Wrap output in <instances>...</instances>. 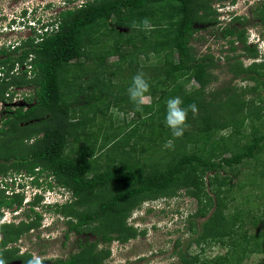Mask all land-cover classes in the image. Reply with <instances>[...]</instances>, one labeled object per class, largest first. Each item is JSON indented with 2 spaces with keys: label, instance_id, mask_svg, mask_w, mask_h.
Instances as JSON below:
<instances>
[{
  "label": "trees",
  "instance_id": "trees-1",
  "mask_svg": "<svg viewBox=\"0 0 264 264\" xmlns=\"http://www.w3.org/2000/svg\"><path fill=\"white\" fill-rule=\"evenodd\" d=\"M212 2L88 0L59 12L58 28L45 35L40 43L29 38L19 58L5 49L0 50V54H7L0 59V72H3L0 100L6 104L0 124V184L7 178L22 176L25 171L30 181L20 184L21 188L43 185L53 189L59 185L68 189L72 199L53 208L68 225L66 238L72 232L95 235L91 241L81 243L79 240L76 252L65 258L56 257L53 262L45 258L44 264H108L105 260L111 253L113 241L125 243L146 233L128 223L133 209L145 201L179 196L181 190L202 204L192 217L210 214L203 222V234L195 241L199 244L202 240L219 241L230 246L227 254L219 256L214 263L199 264H242L250 252H264V232L249 233L243 229L245 221L241 220V215L230 217L226 212L230 201L227 192L233 186L231 178L240 174L238 167L253 160L256 162L254 171L264 176V168L256 166L262 163L264 131L256 126L249 135L245 132L252 114L261 115V104L243 99L234 86L210 88L218 78L215 69L219 64L212 52L198 53L192 41L198 25L218 21L219 13ZM258 4L256 2L254 7H259ZM261 7L258 11L264 22V5ZM248 19V15H236L230 24L217 26L223 31L222 38L231 44L232 52L241 49L254 60L245 66L242 54L228 56L235 60L229 64L234 79H257L264 71V58L258 60L261 57L257 44L248 42ZM144 20L148 21L147 27ZM238 41L242 43L241 48L235 44ZM99 47L106 48L101 57L93 53V49ZM31 53L35 54L33 78L26 79L24 71L21 75L11 74L16 60L23 61ZM113 55L118 56L119 63L134 65L137 62L143 68L152 67L150 89L145 94L151 100L144 103L141 110L134 104L123 106L118 100L110 101L107 106L123 116L115 123L106 120V117L112 120L113 112L98 115L106 124L96 129L93 124L97 114L90 116L89 113L99 109L98 100H104L99 87L103 89L106 85L100 79L94 82L95 74L104 70L106 57ZM151 55L155 58L153 65L147 62ZM83 56L85 62L81 60ZM112 68L115 69L113 65ZM74 69L77 71L72 73ZM120 69L125 71L126 67ZM63 73L68 74L66 88ZM106 73L100 75L108 81ZM21 83H35L34 94L24 97L23 104L14 106L12 87ZM89 90L94 101L78 108L73 106V102H81L80 96ZM112 96L115 98L116 93ZM172 97H180L182 107L193 103L198 107L195 116L189 111L187 126L180 138L174 137L164 123L166 101ZM130 114L134 116L129 120ZM229 127L232 132L219 135ZM104 135L108 142L102 140ZM151 136L157 139H154L155 144L162 145L160 151L164 153L156 162L153 158L157 154L143 151L145 155H137L138 145L153 144ZM88 137L100 146L97 152L85 156L71 148L73 145L79 148ZM122 139L126 142L123 146ZM226 167L233 172L232 177L228 172L220 177L221 169ZM208 172L212 174L206 180ZM4 185L0 187V219L4 208L19 209L25 198L24 191L16 192L8 183ZM8 187L12 189L6 193ZM206 187H212L215 195L209 192L204 195ZM222 193H225L223 197ZM41 200V195L35 196L30 203L31 216L28 211L25 213L32 220L24 218L0 225V249L8 248L0 258L6 264L15 259L26 264L31 258L33 252L28 249L21 252L20 247L13 244L41 226L42 216L34 208ZM190 222L193 225L191 219ZM179 255L180 264L198 261V257L188 251ZM258 264H264V258Z\"/></svg>",
  "mask_w": 264,
  "mask_h": 264
},
{
  "label": "rangeland",
  "instance_id": "rangeland-1",
  "mask_svg": "<svg viewBox=\"0 0 264 264\" xmlns=\"http://www.w3.org/2000/svg\"><path fill=\"white\" fill-rule=\"evenodd\" d=\"M48 1L57 3L60 0ZM256 2H259V7L257 8L256 6L254 7ZM9 3H12V0H0V11L5 10L6 7L9 6ZM212 4L217 7L220 16L219 21L222 23H203L198 25L197 27L199 30L196 32L192 41L198 53L207 54L208 52H212L215 54V59L219 64V67L215 69L218 78L211 84L210 88H225L229 85L234 86L237 88L236 92L244 97L243 99H252L254 102L261 104V115L252 114L253 117L247 120L245 132L249 135L254 129H256V126L259 127L260 130L262 129L264 131V71H261V74H258L257 79H244L240 77L234 79L235 76L233 71H231L229 64L235 60H233L234 57H232V59L227 58L228 56L231 57L234 53L235 55L237 53L242 54L241 59L243 60L245 66L251 64L254 60L246 55L248 53L244 54L241 49L232 52L231 44L228 43V39L222 38L223 31L216 27L221 26V24L227 25L231 20V14L234 12L241 15H248V42H257L256 44L260 50L261 57V59L258 60L261 61L264 58V22L261 21L258 10L264 5V0H213ZM55 9L57 10L58 8L56 7L52 9V11ZM236 26H239V24ZM121 30L126 31V28H122ZM235 44L239 48L242 46L240 41ZM105 50V47H99L96 48V50L93 49V53L95 52L94 54H100L99 57H101V55L105 54ZM262 53L263 55L261 56ZM85 59L86 58L84 56L81 58L84 62L86 61ZM117 60V55L107 56L105 60V68H103L104 70L98 72L99 75L95 74L94 82H97L98 79H100L101 82L103 80V84L106 85V88L103 89L99 87L100 97L103 95L102 98H104V100H98L97 102L99 109L89 113L90 116H92L94 112L97 114L95 115V121L93 124L96 129H99L101 125L106 124L105 119L101 116L98 117V115H107L110 114V112H113L115 114L113 115L114 117L112 120L108 117H106V120L110 122L113 121L115 123H117V119L122 118L123 115L121 112H115L114 109H110V106H107L110 104V101L118 100L120 102L119 104L123 106L133 105V103L129 100L127 90L123 91V89L130 86L134 75L142 72L148 81L152 80V67H147L146 69L143 68V66L138 65L137 62L134 65H129L126 62L119 63ZM154 61L155 58L151 55V58L147 62L152 63L151 65H153ZM92 62L90 63L91 66H93ZM140 63L142 64L143 61ZM112 65L115 69L112 68ZM120 67H126V70L123 71ZM114 70L119 73L113 72ZM76 71L77 70L74 69L72 73ZM101 72H107L104 76H109V78H107L109 82L100 75ZM122 72H124V75ZM89 74L87 75L88 78L90 77ZM241 75L244 76L245 74L242 73ZM67 76L68 74L65 75L64 73L62 75L65 83L64 88L67 87V83L65 81ZM71 86L73 87L72 84ZM25 91L27 93V89H25ZM90 91L91 90L80 96L81 102L74 101L73 106L78 108L79 105H85L86 103L94 101V95H91ZM122 91L123 94H121ZM114 93H116L115 98L112 96ZM73 99L74 97L72 98V101ZM150 100V96H145V103L150 102ZM108 107L109 111H107ZM156 107L158 108V106ZM1 110L2 107L0 108V114ZM2 115L3 114L0 115V124H2ZM132 116L134 115L130 114L127 118L130 120ZM153 119L157 122L156 118ZM149 121H151V119H148V122ZM230 132H232V127L220 131L219 135ZM101 133L103 134L104 132ZM151 138L153 139L151 141L153 144L147 146H143V144L138 145L137 155L143 156V151L146 152L145 154H147V152H151L149 155L157 154L153 158V161L156 162V160L161 159L162 156L164 157V153H162V150L160 151L162 145L158 143L155 144L156 141H154V139L156 138L152 136ZM102 140L107 141L106 135L102 136ZM125 143L126 142L122 139L121 145L123 146ZM99 147L100 146L89 139V137L82 142L79 148L74 145L71 146V148H76L78 153L80 152L85 156L90 152H97ZM126 154L127 153L124 155ZM227 155H229V153H227ZM148 159L152 160L150 158ZM261 160L262 163L256 165L259 169L264 168V152L261 155ZM255 164L256 162L253 160L247 161L245 164L238 167L240 174L233 177V179L231 178V184L233 186L232 189L227 192V196L230 201L229 208L226 212L230 217L231 215L238 213L239 216L241 215V220L243 222L245 221L243 229H247L249 233L259 234L264 232V176L262 177L259 171H254L253 168H255ZM229 170H231L229 167L221 169L220 177L225 175L226 172H228L232 177L233 172L231 171V173ZM22 174L24 177H19L18 180L25 182L28 174H26L25 171H23ZM210 174L212 173L208 172L205 176L206 180ZM16 177H18V175ZM16 177H12V179L7 178L2 181L0 187L4 188V184L7 183L10 187H16L18 183V181L17 183H14ZM45 178L46 175L42 179L45 181ZM52 180L54 181V179ZM53 185L56 184L54 183ZM10 187L7 188L8 191L10 190ZM62 188L63 187L56 185V187L53 188L54 192L51 191L47 193L49 197L48 200L54 202L55 199L58 198L56 191ZM15 189V191L18 190L17 187ZM36 192L37 190H30L28 192V199H32ZM180 192L181 194L179 196L160 197L156 200L145 201L141 206L134 208L128 218V223L137 227L139 231L145 230L146 233L140 234L137 238H133L125 243L118 240L113 241L112 244H110L111 253L105 262L108 264H180L181 259L179 254L184 253L185 251H188V253L192 256L198 257L196 264L204 261L214 263L219 256H225L230 248L229 245H223L219 241L212 243L202 240L201 244L195 241V239L199 238L203 234V222L210 214L207 216L194 215L192 217L191 215L195 214L202 204L198 202L197 198L185 195L184 190H181ZM206 192L211 193L212 196L215 195V191L212 190V187H206L204 195ZM6 193L8 192L6 191ZM69 194L70 193L67 191L66 198ZM224 195L225 193L221 194L222 197ZM28 208V204H23L22 208H20L23 209V216L28 211ZM4 209L6 210V220L10 221L13 218L14 213H11L12 209ZM36 210H40L44 213V215L47 214L46 219L42 221L43 225L47 227H43L41 223V226L30 230L27 234L21 237L18 243L13 244L20 247L21 252H25L28 249L30 252H35L40 256L47 258V262H49V260L53 262L52 260L56 257L65 258L71 253L76 252L78 250L79 240H81V243H84L86 240L91 241L95 239L94 234L79 235L75 232H72L70 237L66 238L65 234L68 229V225L65 224L63 217H58V215L55 214L54 209L53 213H46V208L41 206L37 207ZM213 210L214 209L211 208L210 213H212ZM18 213H21V211H18ZM190 219L194 222L193 225H191ZM263 258V251L250 252L242 260V264H258ZM8 264L22 263L18 259H15L10 261Z\"/></svg>",
  "mask_w": 264,
  "mask_h": 264
},
{
  "label": "clouds",
  "instance_id": "clouds-1",
  "mask_svg": "<svg viewBox=\"0 0 264 264\" xmlns=\"http://www.w3.org/2000/svg\"><path fill=\"white\" fill-rule=\"evenodd\" d=\"M87 1L88 0H60L57 3L54 2L55 3L54 4L52 3L53 1L51 2L48 0H12V3H9V6H7L5 10L0 11L1 12L0 13V50L5 49L13 57L19 58L20 57L19 55L22 53V49L26 48L25 42L28 41L29 38L32 37L34 38L35 43H40V41L45 37V35L51 33L52 31L58 28L59 20H57V18L59 17V12H61L63 9L66 8L81 5L83 3H86ZM56 7L58 9L52 11V9ZM236 15H241V14H237L236 12L231 14V20L229 21L228 24H230L233 21L234 16ZM219 17L220 16L218 15V21L215 24L222 23L219 21ZM143 24L145 27H147L148 21L144 20ZM133 26L136 27V25ZM253 43H257V42H253ZM6 57L7 54L6 55L0 54V59ZM34 59H35L34 53H31L23 61L17 59L15 65L12 68L11 74L21 75L22 72L24 71L26 72L25 75L26 79L33 78ZM1 68H3V66H1ZM2 73L3 72H0V76L2 75ZM35 85H36L35 83H28V84L21 83L20 85L12 87L15 91L14 100H16V101L13 100L12 104L14 106L23 104L25 101L24 97L32 96L34 94ZM25 89H27V93ZM149 89H150V84L142 72L137 73L132 77V82L127 89V94L129 100L136 106L137 110H141V107L144 105L145 94L149 92ZM182 103L183 102L180 97H172L166 101V113H165L164 123L166 127L171 131L172 135L176 138H180L184 134V131L187 126L186 121L188 118L189 111H191L193 116H195L198 113V107L194 103L189 104L187 107H182L181 106ZM5 105L6 104L2 100H0V108L2 107L1 114H4ZM107 111H109V108L107 109ZM19 177L23 178L24 176L18 175V177H16L15 180L16 183L18 181L16 186L18 190L16 192L24 191L25 198L23 204H30L35 196L41 195L42 196L41 201H43V203L47 206L46 213H50V212L53 213V208L57 204H65L67 201L72 199V194L70 193V191L63 187L62 189L56 191L58 194V198H56L54 202L49 201L48 200L49 197L47 193L53 191V189L44 187L43 185L40 188H34L30 185L21 188L20 184H28L30 178L29 176H27L26 181L23 182L18 180ZM11 187L13 189L10 188V190L11 189L16 190L15 186H11ZM30 190H37V192L33 195V198L29 200L28 192ZM9 191L7 192L9 193ZM67 191L70 194L66 198ZM2 211H3V216L0 219V225H3L5 222L8 221L6 220V210L3 209ZM18 211H21V213H18ZM11 213H14V215L13 218L8 222H18L21 219L28 218L27 215L23 216V209L20 208L12 209ZM55 214H57L58 217H62L58 213ZM46 217L47 214L43 216L42 221L45 220ZM42 226L47 227L44 226L43 223ZM7 250H8L7 246L4 249H0V257H2L3 252ZM44 261H45L44 257L33 252L31 254V258L26 261V264H44ZM0 264H6L3 258H0Z\"/></svg>",
  "mask_w": 264,
  "mask_h": 264
},
{
  "label": "flooded vegetation",
  "instance_id": "flooded-vegetation-1",
  "mask_svg": "<svg viewBox=\"0 0 264 264\" xmlns=\"http://www.w3.org/2000/svg\"><path fill=\"white\" fill-rule=\"evenodd\" d=\"M29 205V208H28V215H30V213L29 212H31V210H30V207L32 206L31 204H28ZM45 207L46 208V210H47V206L43 203V201H41V203L39 204V205H34V208H35V210H36V208L37 207ZM42 209V208H41ZM37 212H39L40 214H41V216H42V218H43V216H44V213L43 212H41L40 210H36ZM31 216V215H30ZM29 218V217H28ZM31 219H33V218H29V220H31ZM41 221H42V219H41Z\"/></svg>",
  "mask_w": 264,
  "mask_h": 264
},
{
  "label": "built area",
  "instance_id": "built-area-1",
  "mask_svg": "<svg viewBox=\"0 0 264 264\" xmlns=\"http://www.w3.org/2000/svg\"><path fill=\"white\" fill-rule=\"evenodd\" d=\"M14 101H16V100H14ZM3 105V104H2Z\"/></svg>",
  "mask_w": 264,
  "mask_h": 264
}]
</instances>
